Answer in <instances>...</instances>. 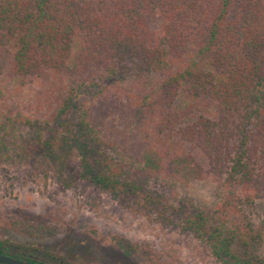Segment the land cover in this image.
I'll return each mask as SVG.
<instances>
[{"label":"trees","instance_id":"1","mask_svg":"<svg viewBox=\"0 0 264 264\" xmlns=\"http://www.w3.org/2000/svg\"><path fill=\"white\" fill-rule=\"evenodd\" d=\"M2 54L26 103L47 106L55 120L73 103L81 117L75 131L67 123L51 138H24L25 150L54 158L61 145L77 144L91 180L114 188L103 173L113 166L98 168L101 143L127 149L134 139L136 157L158 155L160 169L191 162L201 170L203 160L239 186L235 198L264 195V0H0ZM83 87L95 89L93 99L75 104ZM25 117L34 124L20 110L3 116L0 155ZM58 160L67 165L65 155ZM203 213L186 225L217 259L264 264L235 247L231 227ZM4 245L0 253L44 264Z\"/></svg>","mask_w":264,"mask_h":264},{"label":"rangeland","instance_id":"2","mask_svg":"<svg viewBox=\"0 0 264 264\" xmlns=\"http://www.w3.org/2000/svg\"><path fill=\"white\" fill-rule=\"evenodd\" d=\"M0 61V121L10 110H20L34 123L27 117L25 123L14 121L16 141L11 139L10 152L0 155V242L6 252L44 264H225L207 240L187 228V219L204 212L212 223L232 228L236 248L264 259V195L235 198L239 186L229 184L225 173L213 174L198 150L193 154L202 160L201 170L191 162L160 169L158 155L154 161L136 157L134 139L124 149L104 137L98 168L113 166L103 173L114 188L91 180L77 144L61 145L54 158L25 150L24 138H51L67 123L75 131L80 113L72 103L55 120L47 106L26 103V90L5 69L8 55ZM94 91L81 88L75 104L90 102ZM67 99L65 92L59 102ZM57 154L67 157V165Z\"/></svg>","mask_w":264,"mask_h":264},{"label":"water","instance_id":"3","mask_svg":"<svg viewBox=\"0 0 264 264\" xmlns=\"http://www.w3.org/2000/svg\"><path fill=\"white\" fill-rule=\"evenodd\" d=\"M0 264H31L26 260L0 253Z\"/></svg>","mask_w":264,"mask_h":264}]
</instances>
